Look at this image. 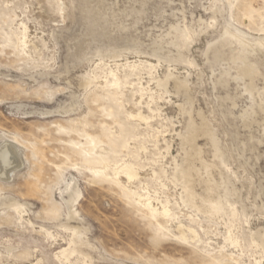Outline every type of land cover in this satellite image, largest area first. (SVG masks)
Here are the masks:
<instances>
[{"label":"rangeland","instance_id":"1","mask_svg":"<svg viewBox=\"0 0 264 264\" xmlns=\"http://www.w3.org/2000/svg\"><path fill=\"white\" fill-rule=\"evenodd\" d=\"M8 148L0 264H264V0H0Z\"/></svg>","mask_w":264,"mask_h":264},{"label":"bare ground","instance_id":"2","mask_svg":"<svg viewBox=\"0 0 264 264\" xmlns=\"http://www.w3.org/2000/svg\"><path fill=\"white\" fill-rule=\"evenodd\" d=\"M8 147V146H7ZM9 149V148H8ZM6 149L5 151H2L0 152V163L2 164V166L4 167V169H7L10 167V165L12 164L11 162V150L9 149ZM17 160V159H16ZM15 160V161H16ZM15 161L13 163H15ZM1 166V167H2ZM18 166V164H17ZM2 167V168H3ZM11 169V168H10ZM14 170V169H13ZM4 171V170H3ZM13 172V171H12ZM7 174L4 175V177L6 176ZM7 178V177H6Z\"/></svg>","mask_w":264,"mask_h":264}]
</instances>
